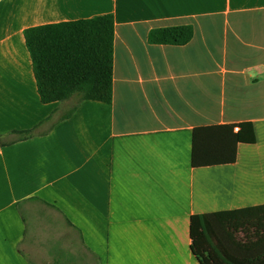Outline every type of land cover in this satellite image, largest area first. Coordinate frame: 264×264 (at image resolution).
<instances>
[{
  "label": "crops",
  "instance_id": "0c3cea01",
  "mask_svg": "<svg viewBox=\"0 0 264 264\" xmlns=\"http://www.w3.org/2000/svg\"><path fill=\"white\" fill-rule=\"evenodd\" d=\"M104 14L112 102L43 103L25 30ZM263 204L264 0H0V264H228L207 215Z\"/></svg>",
  "mask_w": 264,
  "mask_h": 264
},
{
  "label": "trees",
  "instance_id": "16d2710c",
  "mask_svg": "<svg viewBox=\"0 0 264 264\" xmlns=\"http://www.w3.org/2000/svg\"><path fill=\"white\" fill-rule=\"evenodd\" d=\"M193 35L190 25L160 27L150 32L155 43L185 44ZM25 38L30 51L38 91L43 103L62 101L74 95L83 100L111 103L113 99L115 19L112 14L29 27ZM77 106L69 112L71 115ZM234 143H254L250 121L228 126ZM28 136L32 130L16 131ZM193 163L200 159L195 134ZM219 160L234 161L235 154ZM207 219L222 231L221 244L232 258L228 264H264V204L221 210Z\"/></svg>",
  "mask_w": 264,
  "mask_h": 264
}]
</instances>
